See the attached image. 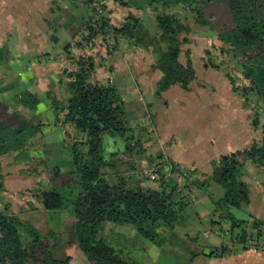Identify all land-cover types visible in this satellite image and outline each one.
Here are the masks:
<instances>
[{
    "label": "trees",
    "instance_id": "1",
    "mask_svg": "<svg viewBox=\"0 0 264 264\" xmlns=\"http://www.w3.org/2000/svg\"><path fill=\"white\" fill-rule=\"evenodd\" d=\"M102 1L104 13H98L91 6L92 0H83L89 19L71 32L74 37L82 31L79 39L74 37L64 44L60 55L73 66L61 68L57 83L49 84L43 93L55 113V121L63 125V130L66 126L72 130L73 142L69 166L49 169L46 185L37 190L42 207L48 211L71 209L74 241L91 264H134L103 237L107 223L131 228L159 250L170 247L166 245L173 236L193 243H197L202 231L228 236L220 250L209 248L206 253L202 247L191 253L190 261L199 255L222 257L233 249H251L243 246L247 237L264 244L260 220L252 222L250 217L236 213L250 201L248 184L242 179L246 162L264 169V142L258 140L241 151L212 158L209 172L186 169L170 159L171 172L181 171L184 178L180 189L178 180L172 176L165 180L163 174L155 186L143 184L132 172L133 162L141 155L137 135L146 125H151L153 131L154 124L148 120L142 123L147 111L143 110L142 115L132 111L111 77L105 80L95 75V56L85 49L96 47L100 41L113 50L120 47V40L129 47H151L150 70L158 74L156 96L161 97L172 86L189 90L196 77L189 50H183L191 32L189 17L193 24L217 33L220 44H214L215 50L218 55L231 57L239 70L236 77L243 79L244 84L236 85L229 64L222 66V61H215L210 52L200 61L207 68H223L232 90L240 89L244 99H254L249 108L250 122L257 129L261 114L258 108L264 106V0H222L226 15L220 11L221 16L213 20L199 0H162L152 16L155 30L147 36L139 32L141 14L146 7L154 8L155 0H114L128 10L117 25L110 20L107 0ZM2 52L4 49H0ZM16 97L13 107L12 99L0 101V157L25 148L43 124L40 111L37 112L41 94L25 90ZM67 133L65 130L64 147L68 145ZM109 140L116 142L115 151H107ZM158 155L162 156L160 164ZM148 159L149 166L158 168L168 163L163 152ZM4 189L0 169V196ZM198 193L206 195L211 206L208 226L202 223L194 206ZM53 238L54 233H41L29 220L11 213L7 204L0 205V264H71L70 256L55 251L57 243Z\"/></svg>",
    "mask_w": 264,
    "mask_h": 264
},
{
    "label": "rangeland",
    "instance_id": "2",
    "mask_svg": "<svg viewBox=\"0 0 264 264\" xmlns=\"http://www.w3.org/2000/svg\"><path fill=\"white\" fill-rule=\"evenodd\" d=\"M59 1L60 3L57 4L62 5L61 0ZM199 1L204 6L209 5L205 0ZM216 4H222V0H213L212 4L210 5L212 7ZM35 5L37 6V0H35ZM36 6L31 3V0H0V38H2L4 41V50H10V59L8 61L11 66V73L18 72L19 75L23 74V72L17 70V67L20 64V51L15 50L16 44H22L25 47H22L23 52L28 53L23 55L30 57V60L27 61L29 64L43 66L47 64V58H42V56L46 54H49L50 56L52 53L54 54V60H58L56 58L59 57V54L54 51H40H44V49H47L48 47V49L58 51V48H63L67 41L72 42L74 37L76 40L80 37L79 33H77L74 37H71V39L68 36L62 37L60 35V31L55 27H52L51 32H54L55 35L59 37L58 41L54 43L55 40L54 37L51 36V33L46 35V32L43 31L41 27L35 26L37 21L35 17L40 13L37 11ZM83 6V0H80V4H71L72 10H78V13L72 16V18L70 17V14H67V11L60 12L56 20L53 19L55 14L50 16V18L51 20L53 19L52 21H57L59 25L62 22L61 20H63V22L66 23L64 29L68 32H73L76 27L82 26L84 22L89 19L88 13L85 9L83 10ZM153 15L154 13L152 7H149L148 11L145 9V11H143L141 14V18L144 21V27L146 31L150 33H153L155 30V28L152 26ZM71 20L73 23L76 22L77 25L73 26ZM120 21V19H117V24ZM46 30L48 31L49 28L47 27ZM99 42L95 43L98 50L97 48L93 51L88 49L89 52L95 56V62L98 64L97 66L100 69L99 71L102 72L101 74L99 72L96 73L95 70V75L103 79H105L106 76L107 78L111 77V81L118 87L123 100L128 103V106L131 107L132 111L138 113L139 115H142L143 110L147 111V115H145V117L143 116L142 123L148 120V122L150 121L155 127V129L152 131L150 129L151 125H146V129L143 130L141 134L138 132L139 134L137 135L141 142V147L138 146L141 149V159H136V161L133 162L132 172L140 177V181H142L143 184L155 186L158 183L157 181L151 183L149 180H147V178L139 174V170L143 167H146V165L149 166L150 161L148 156L153 157V155H157L159 152H163V159L167 158L169 164L170 159L168 156L170 155V158H172V154L176 153L174 154V157L181 159V165L184 168L192 169L191 167L187 166L193 165V168H197V170L200 172L208 159L212 160V158L220 156V154H228L237 150L241 151L247 147L245 145V147L242 148L244 144L243 141L238 142L236 140L235 134L239 132L238 128H234V125L235 127L240 126V120L238 116L233 117L230 111L233 107L230 97L234 95L237 99L241 98L243 105L246 104L248 106L246 108L248 109L253 107L255 103L254 99H249L250 96L248 99H244L245 97L243 98L240 94L241 90L239 89L234 91L232 90V86L231 92L229 84L222 77L210 75L208 71H204L201 68L198 56L197 58L194 57L193 59L195 62L194 67L197 71L196 79L206 82L203 83L206 86L204 88L206 90L209 89V91H207L208 94L206 97H210V99L206 100L205 102L207 109L205 112H209L207 114L199 113L202 112L201 108H196L195 114L192 113L193 109L180 107L177 101H174V99L170 98L172 94L170 91L167 93L166 90V92L162 93L161 97L156 96V81L153 82V80L156 78V75L154 77V73L150 70L149 64L152 62V58L149 55H146L141 51L137 53L136 51L133 52L125 42L124 43L126 47L120 49L118 45L113 50L112 48L110 49L109 46L107 47L104 42ZM209 47L216 49L214 44ZM137 48L140 49V47ZM218 52V50H215L214 56L213 54L211 55L212 58H214V60L217 62H219L218 60L220 59L222 61V66L229 64L230 73L233 74L236 85H243L245 81L240 77H236L239 70L237 69L234 61H232L231 57H227L226 54L218 55ZM113 56H116L117 58ZM181 57L183 58L184 55H181ZM154 58L155 56L153 59ZM203 58L205 59V57ZM11 60L14 64H11ZM114 60L116 61L114 62ZM112 62H117V64L113 65L112 67L110 65ZM25 63L23 65L24 69L27 68ZM103 65H106L108 71H106ZM217 72H219L222 76L224 75L223 68ZM12 76L13 75H11V77ZM20 80H22V78ZM4 81L0 80V92L4 90L3 88H7V85L3 83ZM213 87L214 89H212ZM23 91H25V89L20 87L19 83L13 84V88H9V93L7 95H9L8 99H12V107L16 106L17 104L15 101L17 98L16 95H19L18 92L21 93ZM35 93L39 94V91ZM41 96V101L37 104V112L40 111L39 117L40 119L42 118L43 124L41 131L36 136L42 141V143L50 144L52 146L49 149H41V151L34 152V155L36 156L35 161H39L40 159H44L46 161L47 167L43 168L47 174V171L49 169L51 170L54 166H61L64 168L69 166V160L72 152L71 144L73 142V132L70 127L66 126L65 130L68 131L66 143L68 145L61 149L53 146L58 145L55 143L58 140L56 132L58 131L62 133L63 131L64 134L65 130H63L62 124H59L55 121V115L53 118V114H51L49 110L46 109V105L49 103L47 97L43 94H41ZM166 101L169 102L170 106L166 104ZM208 106H211L210 110H208ZM43 107L46 110H44ZM258 111L261 113L259 115L261 117V125V121H264V106L262 107L260 105ZM241 132L242 131L240 129V134ZM242 133H245V131ZM248 135L252 136L251 134ZM35 138H33V140ZM107 138L110 139L111 137L107 136ZM244 139H246V137ZM113 140H117V138H113ZM113 140H109L108 144L111 149L112 147H114V149L116 147V144H113ZM125 156L126 155H124L123 158H125ZM161 159L162 156L160 157V155H158L157 160ZM30 173L32 172H29V170L21 172V174L24 175V178L30 177ZM30 180V182H33V179ZM27 188L31 193L35 192L33 187L27 186ZM258 188L262 189L260 192L259 190L256 192L258 198L257 200H254L255 203L253 202V205L250 204L251 206H249V208L244 206L242 210L236 211V213L238 216L239 214H244V216L250 217V221L252 222L253 220H260V225L262 230H264V183H262V187ZM16 194L19 198L22 196L21 192ZM194 201L196 202V200ZM261 204L263 206L258 208V206ZM67 221H69V219H67ZM206 226H208V222H206ZM41 229L42 230L40 231H45L43 227ZM71 236L72 238L74 237L73 231H71L68 227H65L62 234L58 237V240L59 242L65 241ZM220 237L221 236L218 234L216 235L210 231H205V233L202 231V235L200 234L198 236L197 243H193L183 240L179 241L177 236H173L171 239L172 242H169V245H166L170 247L162 249L159 253V257L157 256V264H264V249H260L258 247L256 250L247 249L244 252L242 250L233 249L230 252L223 254L222 257L199 255L190 261L192 252L198 251L202 249V247L206 252L208 251L206 247L207 245H210L208 246L209 248H216L220 250L223 247V243H227L228 236L226 235L224 239H221ZM258 256H262V258H259Z\"/></svg>",
    "mask_w": 264,
    "mask_h": 264
},
{
    "label": "crops",
    "instance_id": "3",
    "mask_svg": "<svg viewBox=\"0 0 264 264\" xmlns=\"http://www.w3.org/2000/svg\"><path fill=\"white\" fill-rule=\"evenodd\" d=\"M205 1H207L209 4V5H206V8L208 9V14L211 15L210 17L211 20L221 16L222 13L226 15V9H224L223 3L216 4L215 6L211 7L210 4H212L213 0H205ZM161 2L162 0L154 1L155 9L151 6L153 9V13H155V11H158L160 9ZM31 3L34 6H36L35 0H31ZM57 3L59 4L60 1L59 0H37L36 7H37V11H39L40 13L37 14L35 17L37 19L35 26L41 27L43 31L46 32V35H49L51 33V36L55 38L54 43L58 41L59 37H57L54 32L53 33L51 32L52 27H55L56 29H58L62 37L68 36L71 39V32L70 31L68 32L64 29L65 28L64 26L66 23H64L63 20H61L62 22L60 23V25L59 23H57V21L55 22L52 20L53 19L56 20L59 13L62 11H67V14H70V17L72 18V16L78 13V10H72L71 4H74V5L80 4V0H61L62 5L61 4L58 5ZM106 7H107L106 9L110 11L109 13L110 20L115 25H117V19L121 20L127 15V12H128L127 9L125 8L122 9L118 5V3L114 0H107ZM148 9L149 7H146V11H148ZM182 11H183V14H185L183 9L181 10V13ZM220 11H222L221 14H220ZM53 14H55V17H53V19L51 20L50 16H52ZM187 21H188L187 23L191 26V32L187 36L189 42L183 45V50H189L190 58L192 60L194 59V57L197 58L198 56L199 61H200V57L202 58L209 52L211 53V55L215 54V49H212L209 46H211L212 44H217V45L220 44L219 40H216L217 33L215 31H209L206 26H199V25L193 24V20H191L189 17ZM72 25L75 26L77 25V23L76 22L73 23L72 21ZM152 26L155 27L154 18L152 19ZM47 27L49 28L48 31L46 30ZM139 29H140L139 32L141 35L147 36L151 34L150 32L146 31L143 20H141V25ZM81 32H78V33L80 34ZM124 42L125 41L120 40V49H123L124 47H126ZM50 43H51V39H50ZM22 47H24L22 44H16V48H15L16 51H20L19 52L20 64L17 67V70L23 72L22 75H19L18 72L17 73L14 72L15 75L14 73H11V66L8 61L10 59L9 57L10 50L7 49V50H4V52L0 53V80L4 81L5 79L3 83L7 85V88H3L4 90L2 89L3 91L0 92V101L9 98V95H7L9 93L8 92L9 88H13V84H17V83H19L20 87H22L25 90H28L31 92L39 91V94H43L47 90L49 84L53 82L55 84L57 83V79H58L57 76L61 68H64V67L71 68L73 66V64H71L69 60L64 56L57 58L58 60L48 61L46 62L47 64L43 66L29 64V62L27 61L30 60V57L27 55L26 56L23 55V54H27L28 52L24 53ZM4 48H5L4 41L2 38H0V49H4ZM48 48L40 52L54 51V52H57L59 55H62L61 53L62 48H58V51H55L53 49H48ZM96 48L97 47L94 46L93 48L86 47L85 49L87 51H89L88 49H90V51H93ZM129 48H131L133 52L136 51L137 53L141 51V52H144L146 55H149L151 58L153 56V53L151 52V47L148 49L147 48L138 49L136 46L129 47ZM70 50H73V48ZM113 57H116V56H113ZM12 60H11L12 62L11 64H14ZM115 61L116 60H114V62ZM24 63L27 65L26 69H24L23 67ZM115 64H117V62L116 63L112 62V64L110 65L113 67V65ZM194 65H195V62H194ZM103 66L105 67L106 71H108L106 65H103ZM200 66L204 71H208L210 75H213L215 77H222L229 84L230 90H231L230 81L226 79L225 75L223 76L220 75V73L217 72V70H214L213 68L204 67L203 61H200ZM99 70H100L99 67L96 68V73L99 72L101 74L102 72ZM153 73H154V77L156 75V78L153 80V82H155L158 79V74L155 72ZM11 75L13 76L11 77ZM195 75H197L196 70H195ZM21 78L22 80H20ZM203 83H206V82H203L201 80L199 81L195 77V80L192 81L189 90H183L180 87L172 86L167 90V93L168 91L172 93L170 98L174 99V101H177L180 107H186L189 109H193L192 113H195V114H196V108L197 109L201 108L202 112H199V113L207 114L209 112H205L207 110L205 102L206 100L210 99V97H206L208 94L207 91H209V89L206 90L204 88L206 86ZM212 89H214V87ZM211 91L214 92L213 90ZM230 100H231V103L233 104V107L230 111L233 117L238 116L240 120L239 121L240 126L235 127L234 125V128H238L239 133L235 134V136L238 142L243 141L244 144L242 148L245 147V145L249 146L253 144V142L258 141V140L260 142H264V121H261V125H259L257 129H254L250 122V116L252 114V111L246 108L245 105H243L241 98L237 99L233 95L232 97H230ZM166 104L170 106L168 101H166ZM46 107H47L46 109L49 110L51 114H53V118H54L55 114H54L52 107L49 105V103L46 105ZM210 108L211 106H208V110H210ZM46 109L44 108V110ZM258 118L260 122L261 117L258 116ZM240 129L242 132L245 131L246 134L242 132L240 134ZM60 133L61 132H58V131L56 132L58 140L55 143H57L58 145H53L54 147H57L59 149L64 147L62 145V140L64 139L63 131L61 134ZM248 134H251L252 136ZM244 136L246 137V139H244L245 138ZM55 143H52V144H55ZM113 144H116V142ZM51 146L52 145L50 144L42 143V141L38 139V137L36 136V138L30 141L28 145L22 150L8 152L0 157V169L3 175V184L5 187L4 191L1 193V196H0V205L2 204L4 206V204H7L9 211L11 213L16 214L21 219L25 218V220L26 219L29 220L39 231L42 230L41 228L43 227L45 231H40L41 233H44V234L54 233L53 239L57 243L55 247V251L60 255L70 256L71 264H91L85 258L84 254L77 247V244L74 241V237L72 238L71 236L69 237V239H66L65 241H60V242L58 240V237L62 234L65 227H68L72 231L74 216H73L71 209L65 208L59 211L45 210L41 204V197H39L37 194L38 192L37 190L40 189L42 186L46 185V173L44 171L45 169L43 168L44 166H46L45 165L46 161L44 159H41L42 161L41 160L35 161L36 156L34 155V152L41 151V149L42 150H45L47 148L49 149ZM116 148H117V144H116L115 149ZM115 149L114 147H112L111 149V147L107 145L108 152L115 151ZM233 150H230V151H233ZM174 154L176 153L172 154V158H170V155H169L168 156L169 159L181 165V159L175 158ZM210 161H211L210 159L206 161V164L203 166L201 172H209L211 170ZM187 167L193 168L194 166L188 165ZM27 170H29V172H32V173H30V177L24 178V175H22L21 172H24ZM30 179H33V182H30L31 181ZM242 179L246 184H248V188H249L250 201L247 205V207L249 208V206L253 205L252 203L254 202V200H257L258 198V196L256 195V192L258 190L260 192V190L262 189V188L259 189L258 187H262V183H264V169L257 168L253 166L251 163L246 162L243 175H242ZM27 186L33 187L35 189L34 190L35 192L31 193L30 190L27 188ZM19 192H21V195H22L20 198L17 197L18 195L16 194ZM262 204L258 206V208L264 205ZM194 206L197 209V212L199 213L200 217H202L201 219L202 223L206 224V222H208L207 214L209 210L211 209L207 196L204 194L198 193L197 200L194 203ZM67 219H69V221H67ZM102 235L110 243L118 247V249H120L119 251L121 252V254L125 255L134 264H157L158 263V257H159V253L161 252V250H159V248L153 246L152 244L144 240L142 237L137 235L131 228L127 226H123V225L107 223L104 227ZM220 238L224 239V236H221ZM208 246L210 245L206 246L207 249H209ZM258 257L262 258V256H258Z\"/></svg>",
    "mask_w": 264,
    "mask_h": 264
},
{
    "label": "built area",
    "instance_id": "4",
    "mask_svg": "<svg viewBox=\"0 0 264 264\" xmlns=\"http://www.w3.org/2000/svg\"><path fill=\"white\" fill-rule=\"evenodd\" d=\"M103 1L102 0H92L91 2V6L95 7L97 9L98 13H102L103 12ZM47 58V62L54 60V54H46L44 56H42V58ZM60 57V55H59ZM58 57V58H59ZM50 58V59H49ZM57 59V58H56ZM40 63V62H39ZM161 163V160H159V164ZM159 166V165H158ZM139 174L142 176H145L146 178H148L150 181H157L160 178V175L163 174V178L165 180H167L168 178H170L171 176L173 178H175L176 180L179 181V189L182 187L181 184L183 183V176L181 174V171H177V172H171V165L169 163H162L161 164V168H158L156 165H151V166H147L143 167L139 170ZM191 199L194 200L195 199V195L191 196ZM243 246H248L251 249H264V244L262 241L257 240L256 238H249L247 237L245 242L243 243Z\"/></svg>",
    "mask_w": 264,
    "mask_h": 264
}]
</instances>
